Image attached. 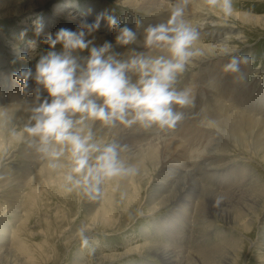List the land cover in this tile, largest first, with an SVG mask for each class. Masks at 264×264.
Segmentation results:
<instances>
[{
  "label": "bare ground",
  "instance_id": "1",
  "mask_svg": "<svg viewBox=\"0 0 264 264\" xmlns=\"http://www.w3.org/2000/svg\"><path fill=\"white\" fill-rule=\"evenodd\" d=\"M117 1L120 2L121 6L144 13H152L158 21L152 26L167 23L172 12V9L161 0ZM10 4H13V2H8L7 5ZM62 4L63 6H61ZM188 5L184 16L190 26L199 33V39L194 44L193 51L199 50L202 54L194 56L190 63L186 65L184 72L197 70L191 72L190 83L186 84L183 81L182 90H187L190 93V99L194 98L198 101L199 115L202 111L200 107L206 110L203 106L206 105L208 100L205 103L202 102V99L206 96L216 102L218 107L214 106V109L219 113L216 117L212 114L205 118V121H207L206 128L200 127L197 122H193L194 127L192 125L190 127L183 118L174 130L163 131L155 126L146 129L139 124L125 127L117 123L115 126L108 127L102 126L99 121H86L85 124L90 126L93 134L92 142L100 144L117 143L120 146V158L125 166L137 169L134 175L128 174L103 182L101 184V196L96 200L90 199L93 205L88 208V213H90L89 216H92L91 223L102 225L105 232H108V230L113 231L115 229L116 217L119 212L125 213L130 208H138L140 209L138 212L142 211L146 213V217L155 220L157 218L155 217L156 213L171 206H177L175 209L169 208V210H172L169 211L166 218L163 217L154 224L156 229L165 233L167 242L152 240L137 244L125 253L144 251L150 256H155L164 264H237L238 259L241 258L240 255L245 252L243 251L244 248L248 244L254 243L253 240L245 243L244 239L250 238L252 233H256V230L257 245L258 247H261V244L264 246V183L255 177V173L250 177L248 175L250 169L246 165H244L243 171L238 177L240 184L235 189L226 190L222 194H216L212 191V188L203 186L204 183L200 181V178H203L208 171L215 172L223 168L225 166L224 161L212 162L211 160L223 156H225L224 159H229L228 154L230 153L227 154L226 152H230L229 149L238 152L239 155L250 161L253 160L259 168L264 170V119H259V112L252 113L256 112L255 108L257 107L255 105L254 107H252L253 105L250 106L249 111L246 112L247 114H242L238 110L240 108L238 103L236 108H231L227 105V93L222 91H231L232 94V89L236 87L235 81L238 78L248 77L252 70L251 62L248 64L241 62L239 73L224 71V66L234 56L235 50H238L236 47L237 40L242 38L228 23L233 24L234 22H231V20L234 21V19L248 23L258 20L260 16L239 12L233 13L231 17H225L218 10L207 9L203 0H190ZM57 6L54 16L62 14L67 6L71 8L66 3H58ZM71 9L68 17H78L79 9L76 7ZM90 10L88 17L91 16L92 24L105 25L108 23L102 17L91 15L94 8L90 7ZM38 13L42 12L39 11L35 15L29 13V15L35 17ZM56 21L58 26L62 28L84 31L85 41L89 40L92 46L97 49L109 44L108 51L116 53V55H125L123 62L129 61L139 54L151 57L166 55L161 49H150L146 46V34L136 35L135 45L120 48L119 45H111L104 37L98 36L83 24L76 25L70 23L72 21L69 20ZM114 30V33L118 36L119 28ZM133 31L135 32V30ZM39 40L37 37V41ZM29 44L23 49L17 47L15 54H26L24 55L25 58L34 55L33 49L37 46L36 40ZM63 52L58 51L56 53L61 54ZM237 58L240 57L237 56ZM240 59L242 61V58ZM84 64L86 67L87 58L81 59L79 66L81 70L84 69ZM127 74L133 80L139 77L138 73L134 71H128ZM77 75L80 74L77 73ZM8 80L9 76L5 73V70L0 71V84ZM20 80L22 79L11 81L13 89L6 93V98H12L11 100L15 101L11 105H2L5 102V94L0 92V99H4L0 102V155L4 154L9 157L11 155L10 147L15 145L16 142L17 144L20 143L17 149L20 150L19 154L22 157L36 160L32 163L34 164L32 167L23 168L22 174L17 178L18 183L8 188V192L11 194L16 185L25 183L31 200H34L37 195L42 194L43 190L48 189V187L62 190L68 185L66 184V177L72 174L71 162L67 152L58 160H49L37 151L39 138L30 137L23 131L26 125L32 126L35 124L33 122V117L36 114L34 110L40 107L41 104L37 101L38 97L34 95L43 89V85L38 84L32 75L28 79V87L25 89L23 80L18 82ZM174 87L177 90V86L174 85ZM235 91H237L234 92L236 97L242 93L240 88ZM221 95H223V98L217 99ZM20 99L22 101H19ZM97 103H102V101L98 100ZM240 104L244 108L245 104L243 105V102H240ZM173 109L176 110L174 106ZM233 109L236 111L231 112ZM204 113L208 112L205 111ZM79 115L76 114L73 119H78ZM128 118L131 119V115ZM9 133H15L17 136L12 139L8 136ZM216 151L221 153L213 154ZM41 161H43L42 164L38 166ZM53 163L57 165L54 168L49 166ZM36 166L37 174L29 177ZM253 178L255 182H248V179L253 180ZM19 186L22 187V185ZM17 202H13L11 212L14 218L18 215L16 212L18 206L15 205ZM187 208H193L197 212L198 219L202 224L201 231H210V229L219 228L223 225L230 226V228L226 226L220 228L216 233L217 242L222 243L208 247L203 245L202 241L201 249L203 250L196 252H185L181 247H176L173 242L181 240V235L187 226V213H189ZM176 214L178 217L173 218L172 215ZM3 231V229H0L1 233ZM199 239L202 240L201 237ZM261 250L264 252V248ZM125 253L123 255H126ZM96 255L97 253L92 255L93 260H87V257L82 259L80 255L75 264H104L120 260L123 257L122 254L114 253H104L100 257ZM259 257L260 259L256 262L264 264V253H260ZM3 261V258L0 257V262Z\"/></svg>",
  "mask_w": 264,
  "mask_h": 264
},
{
  "label": "rangeland",
  "instance_id": "2",
  "mask_svg": "<svg viewBox=\"0 0 264 264\" xmlns=\"http://www.w3.org/2000/svg\"><path fill=\"white\" fill-rule=\"evenodd\" d=\"M161 1L167 4L172 10L180 3V0ZM8 2H13V4L7 5ZM58 3H66L70 5L71 8H78V17L74 18L72 17L73 15L71 16L72 18L68 17V15H70L69 10H72L68 6L65 7L66 10L64 9L62 14L54 16V11L57 9ZM232 3L234 9L233 13L240 12L260 17L258 20H253L248 23L236 19L232 21L230 19L231 22L234 23L228 24L232 25L234 30L242 36V38L236 42L238 50H235L233 55L240 58L244 56L250 57L252 70L248 77L246 76L244 79L238 78V80L235 81L234 84L236 87L232 89V94L231 91H222L227 93L226 100L228 106L236 108L238 103V106L241 108L238 110L242 112V114H247L246 112L249 111L250 106L253 105L252 107H254L255 105L257 107L255 108L256 112L254 111L252 113L259 112V119H264V18H262V16H264V0H232ZM188 4L186 5L185 11L189 6ZM61 6H63V4ZM90 7L94 8V12L91 14L93 17H102L108 22V17L114 16L121 28L127 25L132 30H135L137 36L145 35L146 29L149 26L158 23L157 18H154L152 13H144L121 6L120 2L117 0H41L40 2L39 0H0V71L5 70V73L9 76L8 81L0 84V92L5 94V102L2 105H11L15 102L11 100L12 98H6V93L13 89L11 81H15V79L19 80L18 77L21 71L30 69L32 75L35 77L36 65L43 56L47 55L50 51H65L62 44L58 43L52 48L47 43V37L51 35L54 38L56 32L62 28L58 26L56 20H69L72 21L70 23L76 25L83 24L82 22L92 24L91 16L88 17V12H91ZM39 11L42 13H38L35 17H30L31 14L29 15V13H34L35 15V13ZM184 19L188 22L185 16ZM38 23L43 25L42 30L39 32L37 31ZM107 24L99 25L93 32L100 37H104L111 45H119L120 48H124L123 46L131 47L132 44H136L135 40L128 45L119 44L116 40L117 35L114 33L115 28L112 30L113 27L111 28ZM83 26L85 25L83 24ZM37 37L40 39V42L37 41ZM35 40L37 46L33 49L34 55L25 58L24 55L26 54H15L17 47L20 49L26 48V46L30 45L29 43ZM86 42H89L87 49L72 50L68 53L71 58L76 60L78 74L82 72L79 67L81 59L87 58L88 60L90 57V50L93 47L89 40ZM109 56L120 62H123L125 58L124 54L116 55V53L107 51L104 54V58H108ZM83 68H86L85 64ZM196 70L197 69H193L188 72H183L177 76L174 85L177 86L178 91H184L182 90L184 82L186 84L190 83V74ZM126 76L130 79L131 83H136L139 79L138 77L133 80L127 72ZM18 82H22V80ZM238 87L241 89L242 93L236 97L235 93L237 91L235 90L239 89ZM34 96L38 97L37 101L39 104L45 101L51 103L52 98L48 96L44 87ZM220 98H223V95L217 99ZM4 99L1 98L0 102ZM192 100L193 103L188 105V108L185 107L184 110L174 105L175 111L184 114L185 122H187L190 127H194L192 123L197 122L200 127L206 128L205 124L207 121H205V118L212 114L216 117L219 112H216L214 106L218 107V105L215 101L208 99L206 96V98L202 99L203 103L208 100L206 102L207 106L203 104L206 110L200 107L202 111H200L199 115V107H197L198 101L194 98ZM19 101L22 100L20 99ZM240 102H243V105L245 104L244 108L241 106ZM203 111L208 113H204ZM233 111L236 110L233 109L231 112ZM33 122H35V120ZM8 136L14 139L17 134L9 133ZM19 144L20 143L17 144L15 142L17 146L11 145V155L9 157L4 154L0 155V229L4 230L2 233L0 232V237L2 236L0 239V257L4 260L0 262V264H75V261L79 259L80 255L82 259L87 257V260H93L94 258L92 255L96 253L99 257L104 253L123 255L128 249L135 247L137 244L152 240L167 242L165 233L156 229L154 224L157 220L163 217L166 218L169 211L173 208L175 209L177 206H171L169 207L172 208L170 210L166 208L156 213L155 217L157 218L155 220H151V217H146V213L142 211L138 212L140 210L138 208H130V210L125 213H118L116 217L117 221L114 226L115 229L113 231L108 230V232H105L102 225H97L94 222L91 223L92 216H89L90 213H88V208L93 205L92 201L85 195L82 188L75 187L73 182L68 180L66 182L68 185L62 188V190H55L48 187V189L43 190L42 194L37 195L34 200H31L25 183L19 184L22 185V187L16 185L13 192L9 194L8 188L18 183L17 178L22 174V169L32 167V165H34L32 163L36 161L32 160V158L25 159L22 157L21 154H19L20 150L17 149ZM32 149L34 148L32 147ZM229 150L230 152L226 151L227 154H232H228L229 159L226 160L224 159L225 156H223L211 160L212 162L224 161L225 164H223L225 166L215 172L208 171L203 178H200V181L204 183H201L203 186L212 188V191L216 194H222L226 190L235 189L240 184L238 177L242 173L244 165L249 167L250 171L248 175L250 177L255 173V177L264 183V170H262V168H259L253 160L250 161L239 155L238 152H234L231 149ZM220 153V151H216L213 154ZM42 162L43 161L39 162L38 166H40ZM37 172L36 166L33 172L29 174V177L33 176V174L36 175ZM77 178L78 177L74 175V179ZM236 181L238 182L235 183ZM253 181L255 182L254 178L253 180L248 179V182ZM69 189H71V191H69ZM13 202H17L15 205L18 206L16 211L18 215L15 218L11 215L14 205ZM187 210L189 212L187 213V226L181 235V240L173 242L176 247H181L185 252H196L203 250L201 249L202 241L203 245H207L208 247L222 243L217 242L218 238L216 233L220 228H225L226 225L210 229V231L206 232L205 230L201 231L202 224L198 219L197 212L193 210V208H187ZM172 217L175 218L178 217V215H172ZM226 227L230 228V226ZM81 229H83L84 234L89 237L87 246L82 245L79 235ZM232 232L234 233L233 230ZM200 237L202 240L199 239ZM244 240L246 241L245 243L253 240L255 245L254 243L248 244L247 247L244 248L243 251L245 252L240 255L241 258L238 259L239 261L237 264H259L256 260L260 259V253H264L261 250L264 246L263 244L260 245L261 247L257 245V230L256 233H252L250 238ZM125 254L126 255H123L120 260L109 263L106 262L104 264L163 263L155 256H150L144 251Z\"/></svg>",
  "mask_w": 264,
  "mask_h": 264
},
{
  "label": "clouds",
  "instance_id": "3",
  "mask_svg": "<svg viewBox=\"0 0 264 264\" xmlns=\"http://www.w3.org/2000/svg\"><path fill=\"white\" fill-rule=\"evenodd\" d=\"M189 0H180L167 23L149 26L146 29L145 44L148 48H158L166 55L156 57L139 54L127 62H120L109 56L104 58L110 45L105 44L90 50L86 68L77 75L76 60L68 54L72 50L88 48L84 31L60 28L55 37L49 35L47 43L54 48L58 43L65 50L61 54L50 51L36 65L35 79L46 89L51 103L45 101L35 109V124L23 129L30 137H38L37 151L49 160H58L68 153L71 173L66 179L75 187L82 188L92 200L101 196V184L115 177L135 174L137 169L125 166L120 158V146L115 142L95 143L90 126L86 121H99L102 126L112 127L117 123L130 127L139 124L143 128L153 126L161 130H174L184 118L182 112L173 106L185 108L193 103L187 90L177 91L174 87L177 76L194 56L193 51L199 39L196 29L184 19ZM207 9L218 10L225 17L233 15L232 0H203ZM89 30H95L99 23L82 22ZM110 27L119 28L116 40L128 45L136 38V33L127 25L120 27L114 16L108 17ZM43 25L38 23L37 31ZM227 54V53H225ZM250 63V57L233 56L224 66L228 73H239L240 64ZM138 73L139 79L131 83L126 72ZM32 76L30 69L23 70L19 77L23 87ZM100 100L102 103H97ZM80 114L74 120L73 116ZM131 115V119H129ZM22 138V137H21ZM56 167V164H50ZM78 177L77 179H74ZM71 191V189H69ZM82 245L87 246L89 237L84 230L79 232Z\"/></svg>",
  "mask_w": 264,
  "mask_h": 264
}]
</instances>
